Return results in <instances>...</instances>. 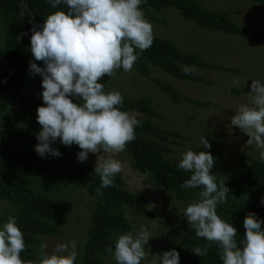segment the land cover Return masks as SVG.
Wrapping results in <instances>:
<instances>
[{"label":"clouds","instance_id":"1","mask_svg":"<svg viewBox=\"0 0 264 264\" xmlns=\"http://www.w3.org/2000/svg\"><path fill=\"white\" fill-rule=\"evenodd\" d=\"M47 2L54 9L64 5L67 11L57 10L46 17L39 30L35 26L31 29V54L44 64L40 67L29 61L32 74L42 77L44 104L37 108L41 130L34 150L41 158L59 157V150L50 146L59 139L65 146H79L80 162H85L89 153H99L93 172L99 175L101 188L113 186V178L122 172V162L114 155L125 151L135 139L139 121L121 110L124 97L119 91L105 93L104 84L98 81L105 75L114 78L120 68L125 73L132 71L138 56L153 44V25L140 8L142 0ZM182 71L192 74L196 69L182 66ZM250 89L245 94L249 103L237 107L231 125L248 136L247 145L258 149L259 159L264 162V84L252 80ZM70 97L81 102L74 103ZM200 144L205 149L211 147L203 135ZM214 160L207 151L189 149L182 154L177 167L190 173V178L181 187L202 189L199 201L188 204L182 213L195 228L197 238L219 247L222 264H264V221L253 212L246 214L240 247L235 239L237 229L217 214V205L227 202L230 189L225 181L217 183L212 172ZM150 237L142 225L135 236L132 232L119 235L114 251L109 247L107 252L113 254L116 264H141L147 259L145 245ZM25 247L16 217L10 215L0 227V264H25L20 255ZM45 249L47 244L41 247L39 264H75L79 255L75 241L58 243L52 254ZM192 252L202 257L207 255L208 247H196ZM179 259V253L172 249L154 256L151 264H179Z\"/></svg>","mask_w":264,"mask_h":264},{"label":"trees","instance_id":"2","mask_svg":"<svg viewBox=\"0 0 264 264\" xmlns=\"http://www.w3.org/2000/svg\"><path fill=\"white\" fill-rule=\"evenodd\" d=\"M164 6H171L184 19L193 21L201 28L223 31L264 43V33L260 30L242 28L231 21L224 12L204 9L198 0H142L140 8L147 11ZM57 10L67 11L64 5L52 8L47 0H0V21L4 30L0 48V198L18 206L14 216L27 246L35 241V233L46 230V224L41 217H53L54 213L51 209L53 202L41 193L32 191L29 183L21 182L22 178L32 174L47 175L48 183L52 185H73L84 190L88 196H95L97 207L91 214V225L86 231L89 242L84 252L83 264H98L95 253L97 249L107 254H110L107 252L109 247L114 251V242L109 237L111 228L118 226L127 231L131 228L127 224L120 226L122 220L108 214L111 205L126 203L146 218H151L153 212L147 208L144 197L124 188V182L119 175L113 178V186L101 188L100 177L93 172L95 166L88 161L80 162L77 159V153L80 151L78 145L65 146L60 141L52 143L50 146L61 153L59 157L48 155L41 158L34 150L38 143L37 134L41 130L37 121V108L44 104L41 96L42 77L32 74L29 61L40 67H44V64L35 61L31 54V29L35 26L39 30L46 17ZM150 66L158 67L178 79L197 82L205 81L195 73L185 74L182 66L228 70L224 66L211 65L194 53L181 52L170 39L154 35L152 46L138 56L133 69L149 78L161 90L168 92L174 102L183 101L184 97L151 76ZM26 76L32 83L30 90L26 88ZM70 99L74 103L81 102L77 97ZM202 104L210 105L207 102L200 105ZM120 108L122 111L136 110L142 114L136 116L139 125L135 128V139L129 142L123 151L134 169L146 174L154 186L172 193L178 200L198 202L202 189L182 188L184 181L190 178V173L182 171L164 156L169 151L168 144L177 143L175 137L181 136L151 123L150 118L160 115L150 107L148 97L124 98ZM9 110L27 119L26 129L19 131L7 124L6 114ZM220 181H225V186L230 192L227 202L217 205V214L237 229L235 239L238 246L242 247L241 241L245 232L243 220L246 214L253 212L258 219L264 221V203H261L264 198V162L259 159V153L232 176L217 178L218 184ZM261 228L264 230V223ZM206 246L208 253L205 256L199 257L192 252L196 247ZM172 249L179 253V264H222L219 247L210 245L203 238H197L192 225L180 233L179 238L167 251ZM20 255L25 263L34 257L29 253L28 247H25Z\"/></svg>","mask_w":264,"mask_h":264},{"label":"rangeland","instance_id":"3","mask_svg":"<svg viewBox=\"0 0 264 264\" xmlns=\"http://www.w3.org/2000/svg\"><path fill=\"white\" fill-rule=\"evenodd\" d=\"M204 9L222 11L236 25L242 28H255L264 33V2L253 0H198ZM145 18L153 25L154 35L166 37L181 52L196 54L203 61L228 70L213 67H194L197 76L205 82L178 79L158 67H149L151 76L168 85L184 97L183 101H172L170 94L158 88L149 78L140 75L135 69L131 72L117 71L114 78L105 75L99 83L104 84L105 93L119 91L124 98L148 97L149 105L160 117L150 118L151 123L162 129L172 131L177 143L168 144V153L164 156L177 165L182 154L193 151H207L215 158L212 172L217 178L232 176L251 158L259 153L254 146L247 145L248 136L238 127L231 125V117L237 107L249 103L245 94L250 93L252 80L264 84V43H259L239 35L212 31L197 26L193 21L184 19L171 6L157 10L144 11ZM4 30L0 21V48ZM238 80V84L233 81ZM26 88L32 83L26 76ZM234 90V92L232 91ZM188 99V100H185ZM207 102L210 105L198 103ZM129 113L142 116L136 110ZM13 129L22 131L27 128V119L17 112L9 110L6 114ZM2 117H0V121ZM210 143L205 149L200 144L201 136ZM57 139L55 142H58ZM97 154L89 153L86 161L95 166ZM122 162V172L118 174L124 188L146 199L147 208L153 216H141L126 203L113 204L108 214L122 220L131 228H111L109 237L114 242L119 235L132 232L135 236L141 226H145L150 239L145 245L147 259L142 264H151L154 256L162 255L179 238L180 233L190 227L182 211L190 201H181L161 188L154 186L146 174L139 173L124 153L114 155ZM29 183L32 191L41 193L52 202L54 216H42L46 224L44 232L35 233V241L26 247L34 257L25 264H39L41 247L47 244L45 251L52 254L55 246L61 242L75 241L79 255L75 264H83L84 252L89 242L87 229L91 225V214L97 207L95 196H88L84 190L73 185L60 186L48 183L47 175L32 174L22 178ZM18 206L0 198V227L10 215H15ZM98 264H116L113 255L97 249Z\"/></svg>","mask_w":264,"mask_h":264}]
</instances>
